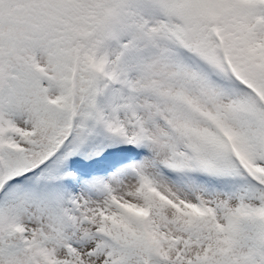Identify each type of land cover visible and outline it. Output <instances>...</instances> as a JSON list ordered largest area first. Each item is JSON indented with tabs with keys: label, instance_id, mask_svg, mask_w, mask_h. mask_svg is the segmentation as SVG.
Wrapping results in <instances>:
<instances>
[{
	"label": "snow or ice",
	"instance_id": "snow-or-ice-1",
	"mask_svg": "<svg viewBox=\"0 0 264 264\" xmlns=\"http://www.w3.org/2000/svg\"><path fill=\"white\" fill-rule=\"evenodd\" d=\"M0 264H264V0H0Z\"/></svg>",
	"mask_w": 264,
	"mask_h": 264
}]
</instances>
